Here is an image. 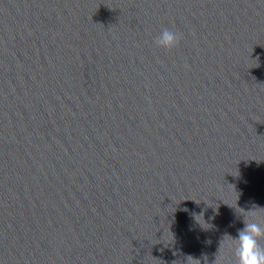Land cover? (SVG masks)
<instances>
[{"label":"water","instance_id":"water-1","mask_svg":"<svg viewBox=\"0 0 264 264\" xmlns=\"http://www.w3.org/2000/svg\"><path fill=\"white\" fill-rule=\"evenodd\" d=\"M253 205L264 0H0V264H236Z\"/></svg>","mask_w":264,"mask_h":264},{"label":"clouds","instance_id":"clouds-1","mask_svg":"<svg viewBox=\"0 0 264 264\" xmlns=\"http://www.w3.org/2000/svg\"><path fill=\"white\" fill-rule=\"evenodd\" d=\"M181 38L180 33L164 27L154 43L158 48L171 50L179 45ZM257 208L261 207L253 205L252 209L246 212L252 213ZM229 237L234 245L236 264H264V224L254 219H244L243 227L237 230L236 236Z\"/></svg>","mask_w":264,"mask_h":264}]
</instances>
